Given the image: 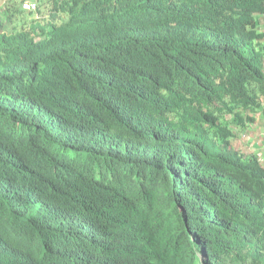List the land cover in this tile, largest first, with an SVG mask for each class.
<instances>
[{"label":"trees","instance_id":"1","mask_svg":"<svg viewBox=\"0 0 264 264\" xmlns=\"http://www.w3.org/2000/svg\"><path fill=\"white\" fill-rule=\"evenodd\" d=\"M33 2L67 19H0V264H264V0Z\"/></svg>","mask_w":264,"mask_h":264},{"label":"rangeland","instance_id":"2","mask_svg":"<svg viewBox=\"0 0 264 264\" xmlns=\"http://www.w3.org/2000/svg\"><path fill=\"white\" fill-rule=\"evenodd\" d=\"M23 0H0V19L7 21L8 27L15 24L24 28H30L32 26L42 25L46 22H53L55 24H61L66 21L67 14L60 8H49L48 6H38V14L26 12L21 8V2ZM38 1V0H33ZM66 2V0H65ZM18 8L17 16H9L13 9ZM257 20V29L264 34V15L255 14ZM7 19V20H6ZM260 44H264V37L259 39ZM262 104L264 105V97L262 98ZM232 145L240 150L245 155H256L264 164V112L261 113L254 125H251L243 132H238L232 139Z\"/></svg>","mask_w":264,"mask_h":264},{"label":"clouds","instance_id":"3","mask_svg":"<svg viewBox=\"0 0 264 264\" xmlns=\"http://www.w3.org/2000/svg\"><path fill=\"white\" fill-rule=\"evenodd\" d=\"M26 3H28V4H30V5H33V8H27V7H24L23 5L26 4ZM21 8H22L24 11H26V12H33L34 17H35V14H38V13L36 12V4H35L33 1H31V0H23V1L21 2Z\"/></svg>","mask_w":264,"mask_h":264},{"label":"built area","instance_id":"4","mask_svg":"<svg viewBox=\"0 0 264 264\" xmlns=\"http://www.w3.org/2000/svg\"><path fill=\"white\" fill-rule=\"evenodd\" d=\"M23 6H24V7H27V8H33V5H30V4H28V3L24 4Z\"/></svg>","mask_w":264,"mask_h":264},{"label":"crops","instance_id":"5","mask_svg":"<svg viewBox=\"0 0 264 264\" xmlns=\"http://www.w3.org/2000/svg\"><path fill=\"white\" fill-rule=\"evenodd\" d=\"M263 107H264V105H263ZM255 123H256V122H255ZM255 123H254V124H255ZM254 124H253V125H254Z\"/></svg>","mask_w":264,"mask_h":264}]
</instances>
